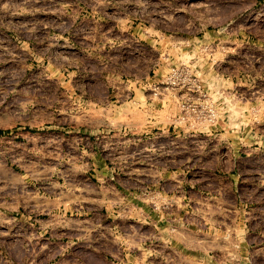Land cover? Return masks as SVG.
<instances>
[{"label": "rangeland", "instance_id": "374dc122", "mask_svg": "<svg viewBox=\"0 0 264 264\" xmlns=\"http://www.w3.org/2000/svg\"><path fill=\"white\" fill-rule=\"evenodd\" d=\"M0 264H264V0H0Z\"/></svg>", "mask_w": 264, "mask_h": 264}]
</instances>
